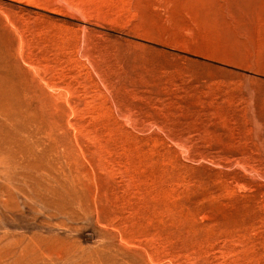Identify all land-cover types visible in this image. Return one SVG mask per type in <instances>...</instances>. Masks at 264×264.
<instances>
[{"label":"rangeland","instance_id":"1","mask_svg":"<svg viewBox=\"0 0 264 264\" xmlns=\"http://www.w3.org/2000/svg\"><path fill=\"white\" fill-rule=\"evenodd\" d=\"M0 264H264V0H0Z\"/></svg>","mask_w":264,"mask_h":264}]
</instances>
